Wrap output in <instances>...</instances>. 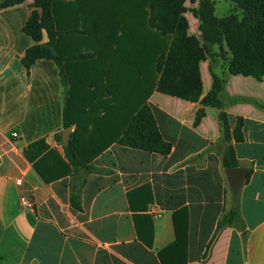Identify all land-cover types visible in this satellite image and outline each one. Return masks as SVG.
<instances>
[{
  "label": "crops",
  "instance_id": "crops-1",
  "mask_svg": "<svg viewBox=\"0 0 264 264\" xmlns=\"http://www.w3.org/2000/svg\"><path fill=\"white\" fill-rule=\"evenodd\" d=\"M185 1L187 34L201 42L193 11L197 0ZM32 3L22 0L0 9V52L5 53L0 73L34 43L22 31ZM214 3V14L225 15L216 13ZM83 8L77 27L85 37L110 38L111 27L133 21L111 0H86ZM150 18L149 11L147 26L155 22ZM229 57V51L213 59L205 55L198 69L201 96L210 90L213 73L219 75L230 127L242 119V139L231 140L237 166L245 168L236 188L221 162L217 106L153 90L147 103L158 131L171 143L169 152L112 142L91 159L89 169L68 172L61 146L67 86L56 65H21L0 76V263L264 264V75L229 72ZM55 170L64 173L51 178ZM22 192L33 197V209L21 204ZM71 195L79 209L71 206ZM236 199L244 235L235 225L215 231Z\"/></svg>",
  "mask_w": 264,
  "mask_h": 264
},
{
  "label": "trees",
  "instance_id": "trees-1",
  "mask_svg": "<svg viewBox=\"0 0 264 264\" xmlns=\"http://www.w3.org/2000/svg\"><path fill=\"white\" fill-rule=\"evenodd\" d=\"M21 1L0 0V9ZM229 1L241 10L240 15L230 12L217 17L213 0H197L193 11L200 20L199 42L187 34L182 15L184 0H111L118 4L116 11L121 16L133 15V21L126 23L123 19L111 27L114 35L99 39L81 35L77 27L78 17L86 13V0H33L22 31L35 43L25 49L20 61L29 67L39 58H48L57 67L59 81L67 86L62 127L73 126V130L65 144L61 143L60 133L54 135L67 160L63 164L66 171L89 169L91 159L112 142L169 152L171 143L161 136L147 103L153 90L217 106L221 128L217 144L222 147V165H238L231 140L242 139V119L237 118L230 127L219 98V75L213 73L210 90L201 96L198 64L205 55L213 59L229 51V72L256 78L264 75V0ZM149 11L150 21L155 22L147 26ZM33 166L38 168L36 162ZM62 173L55 170L51 178ZM70 203L80 208L74 195ZM226 225L237 226L244 235L238 199L219 217L215 231Z\"/></svg>",
  "mask_w": 264,
  "mask_h": 264
},
{
  "label": "water",
  "instance_id": "water-1",
  "mask_svg": "<svg viewBox=\"0 0 264 264\" xmlns=\"http://www.w3.org/2000/svg\"><path fill=\"white\" fill-rule=\"evenodd\" d=\"M21 65L22 63L18 58L13 59L12 63L0 73V76L8 75L12 70L18 69ZM68 133L69 127H65L61 132L63 144L67 143ZM225 173L230 187L236 188L244 178L245 168L240 166L227 167L225 168Z\"/></svg>",
  "mask_w": 264,
  "mask_h": 264
},
{
  "label": "rangeland",
  "instance_id": "rangeland-1",
  "mask_svg": "<svg viewBox=\"0 0 264 264\" xmlns=\"http://www.w3.org/2000/svg\"><path fill=\"white\" fill-rule=\"evenodd\" d=\"M214 2H215L214 3L215 4V11L218 15H222V14H226V13H230V12L237 13L238 15L241 14V10L236 8L234 3L229 1V0H214ZM185 3L188 5L190 3V0H186ZM33 42L35 43L34 40H33ZM18 52H20L18 55V59L20 60L21 57L23 56L25 50L24 51H18ZM4 54H5L4 51L0 52L1 56ZM33 64L42 65V66L47 67V69H51L50 66L52 65V62L48 58L42 57V58L37 59ZM47 73L53 75V74H55V71H53V72L49 71ZM35 75L40 76L41 71L35 72Z\"/></svg>",
  "mask_w": 264,
  "mask_h": 264
},
{
  "label": "built area",
  "instance_id": "built-area-1",
  "mask_svg": "<svg viewBox=\"0 0 264 264\" xmlns=\"http://www.w3.org/2000/svg\"><path fill=\"white\" fill-rule=\"evenodd\" d=\"M13 135H16V133H13ZM17 183H21V180H17ZM20 202L23 204L25 207H28L30 209L34 208V199L31 196H27L25 193H21L20 197ZM264 200V197H263Z\"/></svg>",
  "mask_w": 264,
  "mask_h": 264
}]
</instances>
